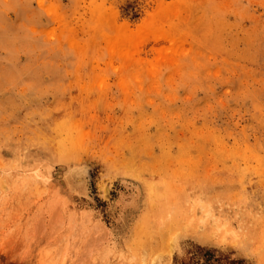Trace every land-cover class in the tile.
<instances>
[{"label":"rangeland","instance_id":"obj_1","mask_svg":"<svg viewBox=\"0 0 264 264\" xmlns=\"http://www.w3.org/2000/svg\"><path fill=\"white\" fill-rule=\"evenodd\" d=\"M0 264H264V0H0Z\"/></svg>","mask_w":264,"mask_h":264},{"label":"bare ground","instance_id":"obj_2","mask_svg":"<svg viewBox=\"0 0 264 264\" xmlns=\"http://www.w3.org/2000/svg\"><path fill=\"white\" fill-rule=\"evenodd\" d=\"M74 167L75 168H73V166H72V168L74 169L73 172L70 168L69 169L71 171H68L69 169L68 170L65 169L67 171L66 172L64 171L62 182L65 183V185L67 187L69 186L68 190H69V193L72 194V196L80 197V198L81 197L89 198L88 197V186H87L88 183H87V180L85 179V175H84L85 171L83 174V171L81 170L82 166H81V168H78L77 166H74ZM84 167H86V166H84ZM83 170H85V169H83ZM65 185H64V187H65ZM133 189H134V187H133Z\"/></svg>","mask_w":264,"mask_h":264}]
</instances>
